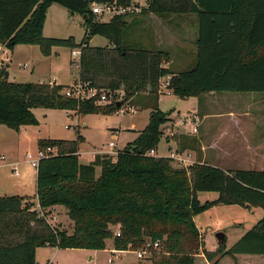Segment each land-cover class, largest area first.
<instances>
[{
  "label": "trees",
  "instance_id": "16d2710c",
  "mask_svg": "<svg viewBox=\"0 0 264 264\" xmlns=\"http://www.w3.org/2000/svg\"><path fill=\"white\" fill-rule=\"evenodd\" d=\"M95 1L111 0H0V45L10 51L17 45H36L46 57L55 46L76 47L71 39L44 37L45 15L54 4L83 15L88 31L80 45L79 81L111 92L124 87L125 102L135 96L143 109H150L149 123L115 158L97 155L89 164L79 161L84 142L80 134L74 140H39L40 149L56 147L58 154L39 163L38 205L46 215L61 207L74 229L69 234L52 228L28 197H1L0 264H38L40 248L101 251L108 240H113V250L118 252L159 242L152 256L160 249L164 254L151 264H197L200 256L220 264L226 258L264 256V217L231 248L215 252L203 247L195 221L220 204L264 210V171L223 170L200 163L175 168L172 157L150 154L161 142V127L168 121L159 108L162 79L171 77L168 89L182 100L211 92L264 93V0H147L143 14L192 13L198 18L197 62L177 74L165 67L168 52L129 44L128 16L98 21L90 11ZM117 1L124 6L133 3ZM96 35L106 38L110 48L91 47L89 37ZM258 49L263 50L258 53ZM68 88L56 83H16L1 67L0 125L17 132L37 125L33 108L86 116L118 113L124 105L81 102L65 96ZM143 93L146 96H140ZM198 144L194 137H180L177 150L195 151ZM201 192L217 193L218 198L202 205ZM116 226L120 237L112 230Z\"/></svg>",
  "mask_w": 264,
  "mask_h": 264
},
{
  "label": "rangeland",
  "instance_id": "374dc122",
  "mask_svg": "<svg viewBox=\"0 0 264 264\" xmlns=\"http://www.w3.org/2000/svg\"><path fill=\"white\" fill-rule=\"evenodd\" d=\"M132 2L138 5H145V0H132ZM139 15L146 18V14H143V12ZM139 15L128 16L126 18L127 28L125 30L128 32L126 39L129 41L130 45H138L137 41H141L145 38L143 33L136 28L137 22L141 20ZM184 20H187L188 25H190L189 19ZM191 26L193 27V24ZM188 30V40L194 43L197 38V30L191 28ZM87 31L88 29L85 25L83 15L72 14L66 8L57 4L51 6L45 15V25L43 29L44 37L61 40L71 39L76 47L55 46L52 48L51 55L46 57L41 53L39 46L17 45L13 51H10L9 54L6 55V58L10 59L8 69L11 74V81L16 83H58L64 86L77 83L79 81L80 72V53L75 56L73 52L81 50L80 45L83 43ZM89 45L91 47L110 48L108 40L99 35L89 37ZM171 48L176 52L179 51L178 45L176 46L174 44ZM192 48L193 49L189 47L187 52L192 55L191 57H194V59H190L189 64L184 68L185 71L192 69L197 60L195 45L194 47L192 45ZM150 49H152V47ZM262 50H259L258 53ZM3 57L4 55L1 52L0 62ZM73 63L79 64L73 67ZM26 65L27 67H25ZM172 69L174 71L176 68L173 67ZM161 91H163V95L160 97L161 102L159 103V108L168 117V121L161 127L164 134L155 150V155L170 157L172 152L171 148H174L173 145V147H169L170 149H168L167 144H169L170 141L177 144L180 137H193L191 134H193L195 124L192 120L193 116L189 113L195 108V99L188 98L182 100L176 97L169 89H161ZM120 92L121 94L118 96L120 99L119 101H124L125 95L127 94L124 87H121ZM140 96H146V93ZM217 96L221 98L226 96L245 98V102H239L237 107L240 109H247L249 104H254V98H264V93L217 92ZM139 103V98L133 96L122 106L123 110H127L125 114H89L86 116H78L73 112L72 117L67 115L63 110L33 108L32 112L37 118L38 124L35 126H27L28 128L21 133L22 136L20 140L24 143L21 147V161H26L25 156L27 153L33 156L36 155L39 149L38 140L40 139L74 140L78 134L84 138V142L81 145V160H87L88 152L94 148H98L99 152H108L110 150V143L115 145V152L118 153V150H123L130 143L134 142L139 137V133L144 130L149 123L150 109H143ZM129 106L133 107L130 111H128ZM211 106L213 107V104H211ZM218 107L229 108V102H222ZM258 107L259 106H255L253 109L256 111L257 122L250 121L248 124L245 123L244 127L245 129L246 126L248 127L246 131L249 134H254V131L259 132L260 136L258 138L264 142V120L259 122V120H262V115H264V109L257 110ZM261 107L264 108V106ZM66 125L71 126V128L68 129ZM0 128H5L3 130H7L8 132L11 130L6 126H0ZM194 138L198 140L197 137ZM199 145L200 142L198 146ZM255 158L258 161L260 157L257 156ZM241 159L247 160L249 156L211 155L208 156L207 162L213 166L225 168L226 170L254 169L257 171H264V160L263 162L259 160L260 163H251L249 159L250 163H246ZM261 159H263V156ZM172 165L175 168H185L184 164L176 160H174ZM26 166L28 167L29 165H24V163H22V165H19V168L20 170H25ZM253 166H257V168ZM99 176L100 173L98 174V177ZM29 186L30 188H28V191L24 193L33 195L35 192V184L33 183ZM7 195L11 196L12 194L7 193ZM217 198V193L201 192L198 194V199L202 205L212 203ZM32 199L33 198L28 199L29 203H31ZM49 215H51L49 218L52 221V227L66 230L69 234L73 232V223L68 218L65 210L58 208L52 210ZM263 217L264 210L259 207L243 208L238 205L226 206L220 204L200 214L196 218V223L203 238V247L207 251L215 252L221 248L216 240V233H225L227 242L223 250H228ZM112 230L116 235V232L119 231V227H113ZM137 251L140 250L115 252L113 251V240H108L107 248L101 251L87 249L63 250L50 247L40 248L37 250V263L47 264L50 260L53 264H151V262L159 260L164 254V251L160 249L152 256L153 249H151L146 255L139 258L136 254ZM200 257V260H197V264H212L207 262L204 256ZM219 257L220 255L215 257L214 261L219 259ZM109 260H111V262H109ZM220 264H264V256L238 257L233 260H231V258H226V261L224 260L223 263Z\"/></svg>",
  "mask_w": 264,
  "mask_h": 264
},
{
  "label": "crops",
  "instance_id": "0c3cea01",
  "mask_svg": "<svg viewBox=\"0 0 264 264\" xmlns=\"http://www.w3.org/2000/svg\"><path fill=\"white\" fill-rule=\"evenodd\" d=\"M148 1L145 0V5H139L140 8L143 10L148 8ZM136 4V3H135ZM56 5V4H54ZM52 5V6H54ZM140 13H138L139 15ZM137 15V14H135ZM133 16V15H132ZM140 16V15H139ZM138 16V17H139ZM141 20L137 23L136 28L141 31L145 38L141 41H137L139 46L144 48L150 49L157 48L160 50H164L169 53V62L165 63L166 68L172 69L173 67L176 68L172 72L177 74L180 72L185 71L184 68L189 64L190 59L192 58L187 50L189 47L191 49L192 45H195V55L197 58L198 48L196 45L198 39V18L195 14L192 13H170V14H156V13H149L144 16H140ZM139 17V19H140ZM189 19V24L187 20ZM193 24V27L191 26ZM195 29L197 30V38L196 40L190 42L188 40L189 30L188 29ZM178 45L179 51H174L171 46ZM3 53L4 57L1 59L0 68L5 67L10 74L8 69L10 59L6 58V55L9 54L10 50H6V48L0 45V53ZM194 57L192 58V60ZM197 62V60H196ZM196 64V63H195ZM11 77V74H10ZM58 84V83H57ZM73 84H70L71 86ZM234 93V92H231ZM253 93V92H252ZM163 95V94H162ZM161 97V96H160ZM195 99V108L191 114L192 120L197 127V133L191 134L193 137H197L200 145L198 146L197 150H186L185 152H178L177 144L170 141L167 144L168 149L171 148L172 154H180L183 157L186 156L188 161L193 163H200V164H207L209 166H213L207 162L208 156L215 155V156H230V155H237L243 156L248 155L249 159H241L246 163H260L259 160L263 162L264 160V142L260 140L258 137L260 136L259 132L254 131L253 133H248V127L246 129L244 124H248L253 121L255 123L256 120V111L253 109L255 106H259L257 110L264 109L261 106H264V98L258 97L253 99V105L249 104L247 109H240L238 108V103L244 101L245 98L235 97V96H226V97H218L217 92L206 93L201 97L194 98ZM161 102V99L159 103ZM222 102H229V108L218 107L221 105ZM213 104V107L211 106ZM251 105V106H250ZM70 117H72V112L67 113ZM79 116V115H78ZM264 120V115H262V122ZM78 121V120H77ZM188 122V121H187ZM2 126V125H0ZM68 126V125H66ZM28 127H22L19 132L10 130H3L5 128H0V198L1 197H10L7 193H11V196H21V197H28L33 198L31 203H33L34 208L38 207V200L36 199V185H37V176L38 171L31 167L28 162L23 160L21 161L22 157V144L21 142V133L23 130H26ZM194 130V129H193ZM167 137V136H166ZM165 137V138H166ZM44 140V139H40ZM39 141V140H38ZM112 144V143H110ZM109 148L108 152L116 151L115 145L114 149L112 147ZM171 145V146H170ZM122 151V150H118ZM108 152H99L98 148H94L90 152H88L87 156L88 159L81 160L82 151H79V161L81 164H89L91 163L97 155L108 154ZM156 153V152H155ZM28 154V153H27ZM170 155V157H171ZM160 157L158 155H155ZM260 157L259 160L255 157ZM263 156V159H261ZM167 157V156H166ZM169 157V156H168ZM217 160V159H215ZM224 161V160H223ZM250 161V162H249ZM29 165L26 166L25 170H20L19 165ZM216 168H220L226 170L225 168L219 166H213ZM257 168V166H253ZM17 170V174L15 173ZM250 170V169H248ZM254 170V169H251ZM101 174V168H96V176ZM35 184V192L33 195L26 194L24 192L28 191L30 188V184ZM33 208V209H34ZM62 209L61 207H56L55 209ZM197 218V217H196ZM195 218V221H196ZM115 251V250H113ZM117 252V251H115ZM37 259V254H36ZM47 264H53L50 260Z\"/></svg>",
  "mask_w": 264,
  "mask_h": 264
},
{
  "label": "built area",
  "instance_id": "2783aa9c",
  "mask_svg": "<svg viewBox=\"0 0 264 264\" xmlns=\"http://www.w3.org/2000/svg\"><path fill=\"white\" fill-rule=\"evenodd\" d=\"M90 11L97 18L98 21L110 22V20H112L113 18L118 17V16H129V15L131 16V15L141 13L142 9L140 8V6L138 4L132 3L131 5L124 6V5H120L117 0H111V1H99V2L95 1V2L91 3L90 4ZM6 50L8 51L7 48H6ZM79 53H80V51L73 52V54L75 56H77ZM78 64L79 63H73L72 66L74 67V66H77ZM79 66H80V64H79ZM25 67H27V65ZM170 79H171V77L169 76V77H166L160 81L161 82L160 83V91H161V89H163V90L168 89ZM162 93H163V91H161V94ZM64 94L68 98H73V99L81 101V102L93 100L96 104L104 106V105L119 101L120 99L118 98V96L121 94V92L120 91L111 92V91H107L104 89L99 90L97 88L92 87L87 82L78 81L77 83L71 85L70 88L65 90ZM132 109H133L132 106L128 107V111H130ZM66 112L69 113L72 111H66ZM125 113H127V110L125 111L122 108L118 112V114H125ZM66 127H68V129L71 128V126H66ZM193 131H194V133H197V131H198L197 127H195ZM110 147L114 148V144L113 143L110 144ZM57 154H58V150L56 147H46V148H41V149L39 148L37 150L35 156L28 153L25 156V159L28 162V164L31 165L32 168L37 170L39 163L42 159L53 157V156H56ZM150 154L155 156V150H152L150 152ZM107 155H110V156L115 158L117 156V153L115 151L111 150L110 152H108ZM171 157L174 160L184 164L185 168H187L193 164V162L188 161L186 156L183 157L182 155L177 154V153L172 154ZM15 173L17 174V170H15ZM35 210L37 211L38 216L45 218L47 220L48 224H50V226H51L52 221L49 218V217H51V215L44 214L43 211L40 209L39 205L37 208H35ZM52 210H55V208H53ZM53 218H54V216H53ZM52 228H54V227H52ZM116 236L120 237V231L116 232ZM150 248H152L153 250L158 249L159 248V242H157L155 244L147 243L146 247L140 251H137L136 254L138 255L139 258H142L143 255H146L150 251ZM109 262H111V260H109Z\"/></svg>",
  "mask_w": 264,
  "mask_h": 264
},
{
  "label": "water",
  "instance_id": "95a60500",
  "mask_svg": "<svg viewBox=\"0 0 264 264\" xmlns=\"http://www.w3.org/2000/svg\"><path fill=\"white\" fill-rule=\"evenodd\" d=\"M123 104H124V101H118L116 103L118 108H120ZM215 237H216V240L219 243L220 247L224 248V246L226 245V242H227L225 233L218 232V233H216Z\"/></svg>",
  "mask_w": 264,
  "mask_h": 264
}]
</instances>
